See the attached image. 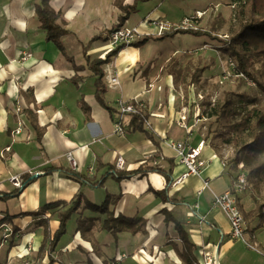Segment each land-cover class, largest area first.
I'll return each instance as SVG.
<instances>
[{"label": "crops", "instance_id": "obj_1", "mask_svg": "<svg viewBox=\"0 0 264 264\" xmlns=\"http://www.w3.org/2000/svg\"><path fill=\"white\" fill-rule=\"evenodd\" d=\"M135 1L126 0L125 4L133 5ZM114 2L50 0L51 7L60 14V21L70 32L62 37L67 59L52 42L46 41L36 16L41 0H0V194L16 190L8 180L10 175L31 179L18 196L0 200V226L8 224L18 234L0 245V264H22L24 260L20 263V256H26L29 248L31 256H37L44 239L40 220L49 218L53 236L59 228L57 211L66 210L79 191L89 202L98 205L108 195L120 197L109 205L115 218L138 217L146 223L145 227L132 233L131 227L136 226L129 225L115 237L102 229L106 214L83 209L69 221L67 233L55 252L51 256L45 254L38 264H110L113 260H120V264H184L174 246L182 248L179 234L173 223L166 225L164 209L177 211L184 217L189 239L196 246L197 264H202L204 253L217 256L218 264H264V258L248 252L244 241L230 238L231 227L226 215L213 208L214 195L231 189L234 178L223 159L210 147L205 146L202 153L203 158L211 159L203 173L189 177L178 188L171 186L169 196H175L180 206L163 202L150 190L161 191L167 186L165 177L155 172L122 181L109 176L98 188L81 185L61 172L45 174L50 168L71 170L66 155L72 153L78 162L75 171L93 183L111 167L116 168L120 156L125 160L124 171L136 170L141 165L156 167L171 173L175 180L185 169L179 164L171 143L189 140L196 145L199 133L189 134L177 125L182 101L173 76L151 70V63L142 58L137 48H125L104 66L108 89L105 101L117 110L118 101L142 103L145 111L154 114L149 118L150 131L157 135L159 146L145 133L134 130L129 115L122 123L125 135L119 136L114 118L96 101L94 77L87 68L83 45L102 33L108 37L109 31L119 24L123 13ZM177 3L178 0L140 2L125 24L139 25L145 31L147 20L166 19L176 23L169 16L170 7ZM107 47L108 41L97 40L87 55L105 59L102 54ZM74 65L82 69L76 71ZM114 73L121 84L110 88L107 74ZM111 91L115 92L113 98ZM81 99L90 107V117L81 109ZM178 99L181 106L177 107ZM27 111L42 128L41 135L31 125ZM20 123L23 131L15 136L13 131ZM8 147L10 151L3 155ZM34 175L37 177L33 178ZM55 202L66 205L48 210L38 218L19 216L38 212ZM195 204L199 208L192 216L188 206ZM202 217L207 222H202ZM79 219L85 220L81 231ZM90 238L96 241V248Z\"/></svg>", "mask_w": 264, "mask_h": 264}, {"label": "trees", "instance_id": "obj_2", "mask_svg": "<svg viewBox=\"0 0 264 264\" xmlns=\"http://www.w3.org/2000/svg\"><path fill=\"white\" fill-rule=\"evenodd\" d=\"M126 0H115L114 6L122 11L123 15L119 18V24L116 25L112 30L119 26L125 25L126 20L132 13L137 11L138 3L140 2H149L151 0H136L133 5L125 4ZM233 3V7L237 8V19L239 21L238 29L232 34L228 43H222V49L231 55L236 63V70L238 73L244 75V78L252 80L257 88L264 94V0H230ZM237 7H236V5ZM36 16L40 23L41 29L46 34V41L52 42L57 49L64 55L65 58L69 59L67 56L65 47L62 42V37L69 34L70 32L66 30L65 25L60 21V14L57 13L50 5V0H41V4L36 7ZM180 33H192L194 35L207 34L210 35L209 31H204L201 29L198 30H178L165 33L160 37L154 36H144L141 40L132 43L130 47L139 48L147 44L151 39L154 40H164L166 38H174L177 34ZM211 37V35H210ZM103 39L105 42L108 41V37H104L103 33L99 36L93 37L87 45H83V51L85 54V59L87 62V68L93 73L94 77V87H95V98L99 105L105 108L110 115L114 118V122L119 119L118 110L112 108L105 101V94L108 89L106 87L104 78L105 71L104 66L111 63L112 59L117 57L125 47H119L114 51L108 53L105 59H92L87 55V51L93 42ZM213 39H218L213 37ZM229 39V37H228ZM73 62V59L71 60ZM74 69L79 71L82 67H76ZM207 68H203L198 71V74L205 71ZM197 75V74H196ZM133 102L134 101H128ZM79 105L85 114L90 117V107L84 102L83 99L79 100ZM221 115H225L226 111L222 108ZM28 117L31 120V125L35 129L38 135H41V127L37 125L36 120L33 115L27 111ZM132 118L134 124V130L145 133L146 137L151 140L156 146H159V139L157 135L150 131L148 128L147 122L149 121L150 114L145 111L144 105L139 106L137 114L129 115ZM255 119L252 124H248L247 119H242L239 123L234 125V128L241 129L242 131L249 130L252 134L250 137L252 140L250 142H243L242 146L238 150L234 158V163L236 165L244 162L245 170L247 171V185L257 184L264 179V159L262 155L264 154V107L255 115ZM123 123V120H122ZM205 138H197L195 143H199ZM54 172H61L67 178L78 182L81 185L89 186L92 188L102 187L105 180L112 176L116 181H122L127 179H132L135 177L145 176L148 173L155 172L163 177H165L167 186L161 191L150 190L154 195L161 199L163 202L172 203L175 206H180V203L175 199V196L170 197L169 191L172 184L171 173H167L164 170L156 167H144L141 165L136 170L124 171L117 168H110L108 172L101 177L98 182L93 183L85 175L76 172L73 169H64V168H50L45 171V174H53ZM233 181H235L233 179ZM31 182L30 177L24 180L23 187L27 186ZM22 189L15 190L11 193L0 194V200H7L9 198H14L21 193ZM120 197L107 196V199L101 205L93 204L89 202L82 191H79L76 196L72 199L69 204V207L66 210H58L56 213L57 219L59 220V228L51 236L50 227H49V218L40 220L41 226L44 228V239L38 251V259L41 261L45 254L51 256L59 243L62 237L67 233V226L69 221L78 214L83 209H88L94 213L106 214L107 218L102 224V229L108 232L113 233L115 237L119 232L124 231L129 225H135L136 227H131L132 233H136L141 228L145 227L146 223L135 217L133 219H127L124 217L115 218L114 213L110 211V203H116ZM62 205H66L65 202H55L52 204L45 205L40 211L34 213H22L19 216H33L38 218L48 210L59 208ZM162 213L165 215L166 225L173 223L174 228L179 234L181 240L182 248L179 249L177 245H174L179 257L184 264H197V260L194 255L196 246L189 239V234L185 229V220L181 214H178L177 211H168L164 209ZM257 217L259 218V223L255 228L249 232L252 234V239L254 237L255 231L264 225V203L256 207ZM244 214V213H243ZM246 214H244V217ZM249 218H254L253 215H247ZM85 223V220L78 221V230H82V225ZM248 227L246 228V231ZM90 242L96 248V241L90 238ZM52 261V260H51Z\"/></svg>", "mask_w": 264, "mask_h": 264}, {"label": "rangeland", "instance_id": "obj_3", "mask_svg": "<svg viewBox=\"0 0 264 264\" xmlns=\"http://www.w3.org/2000/svg\"><path fill=\"white\" fill-rule=\"evenodd\" d=\"M170 9L169 18L177 22L194 14L196 10L208 11L198 26L201 30L209 31L211 37L207 34L180 33L174 38L151 39L137 49L142 58L151 63V70L173 76L176 91L183 92L186 97L185 104H188L190 90L195 91L198 98L202 95L199 103L205 120L198 131V138L206 139V147H210L223 159L235 181L241 174L247 177V171L243 168L244 162L236 165L234 158L243 142L252 140V134H249V130L234 128V125L242 119H247L248 124L253 123L255 115L264 107V94L252 80L236 76L234 59L222 49L220 39H223L224 44L228 43L238 29L237 8L233 7L230 0H178ZM112 51L114 50H109L108 47L106 53ZM203 68L207 69L198 74ZM225 75L228 78L224 80ZM114 94L111 91V98ZM180 100L176 102L177 107L181 106ZM222 108L226 111L224 116L221 115ZM239 196L241 210L246 214V226L251 231L259 223L256 207L264 203V179L258 185L248 182L245 189L239 192ZM247 215H253L254 218ZM247 231L244 232L246 241L250 244L256 242L259 247V252L246 247L248 252L264 258V225L255 231V239L248 236L251 232ZM1 241L2 229L0 245ZM21 260H24L22 264L26 261L33 264L39 262L36 255L20 256V263Z\"/></svg>", "mask_w": 264, "mask_h": 264}, {"label": "built area", "instance_id": "obj_4", "mask_svg": "<svg viewBox=\"0 0 264 264\" xmlns=\"http://www.w3.org/2000/svg\"><path fill=\"white\" fill-rule=\"evenodd\" d=\"M208 11H196L194 14L190 16L184 17L181 21L173 23L166 19H155L152 21H144L147 30L142 31L140 26H130L123 25L115 28L108 35V47L109 50H115L119 47L128 48L132 43H135L141 40L144 36H154L160 37L165 33H169L172 31L178 30H198L199 22L202 20ZM144 24V23H143ZM225 38H228L225 36ZM237 77H243L244 75L238 73L236 71ZM224 80L228 78V76L223 77ZM246 79V78H245ZM107 83L110 88H115L120 86L121 82L119 80V76L117 74H107ZM150 89L152 85H149ZM158 90H161V87H158ZM200 96V95H199ZM200 98V99H199ZM195 96V91L190 90L188 104H185L186 97L183 92H180V99L182 101V106L178 110V118L176 120L177 125L186 130L189 134H192L194 131L198 133L200 127L204 125V116L201 113V106L199 101L202 100L201 97ZM128 101H134L128 102ZM128 101H118V117L119 119L114 122L115 132L119 136L125 135V130L122 125V120L126 115L137 114L139 110V106H143L142 103L137 102L136 100H128ZM20 111V108H17V112ZM150 116H153V113H149ZM23 124L20 123L19 127L13 131L15 136L22 133ZM148 128L150 127L149 121L147 122ZM173 148L176 151V155L178 158V162L185 169V172L180 175L178 178L172 181V188H178L181 186L189 177L191 176H199L203 173V171L207 168L209 160L203 158V150L206 146V141L203 139L196 145L190 143V141H175L171 143ZM10 151V147L6 148L2 153L3 155ZM67 161L69 162L71 168L76 170L78 168V162L75 159L72 153H68L66 155ZM224 162V161H223ZM125 160L122 156H120L116 163V168L119 170L124 169ZM238 168H242L238 166ZM9 182L12 187L16 190L22 189L24 184V179L21 175H10ZM247 184V179L245 174H241L238 176V179L234 182L231 189L227 190L223 194L214 195L213 199V208L220 209L227 217L231 230H230V238L234 240L244 241L246 246L254 251L259 252V247L257 243L250 244L245 239L244 232L246 231V220L243 214V211L240 207L239 202V192L245 189ZM190 215L195 216L196 210L199 208L198 204L189 205ZM201 221L207 222V220L202 217ZM2 229V241L1 245L4 243H8L9 239L11 240L13 237H17L15 231L8 225H1ZM31 249H27L26 255L30 254ZM120 260L111 261L110 264H120ZM24 264H33L30 261H26ZM202 264H218L217 256L211 255L210 253H204V259Z\"/></svg>", "mask_w": 264, "mask_h": 264}, {"label": "bare ground", "instance_id": "obj_5", "mask_svg": "<svg viewBox=\"0 0 264 264\" xmlns=\"http://www.w3.org/2000/svg\"><path fill=\"white\" fill-rule=\"evenodd\" d=\"M107 48H108V47H107ZM107 48L104 50V52H103L102 55H105V56H106L107 53H105V52L107 51Z\"/></svg>", "mask_w": 264, "mask_h": 264}, {"label": "water", "instance_id": "obj_6", "mask_svg": "<svg viewBox=\"0 0 264 264\" xmlns=\"http://www.w3.org/2000/svg\"><path fill=\"white\" fill-rule=\"evenodd\" d=\"M36 177H37V175H34V176H33V178H36Z\"/></svg>", "mask_w": 264, "mask_h": 264}]
</instances>
